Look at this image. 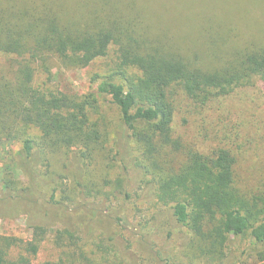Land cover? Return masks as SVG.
Returning <instances> with one entry per match:
<instances>
[{"label": "trees", "instance_id": "trees-1", "mask_svg": "<svg viewBox=\"0 0 264 264\" xmlns=\"http://www.w3.org/2000/svg\"><path fill=\"white\" fill-rule=\"evenodd\" d=\"M173 2L0 0V58L17 59L9 75H0V143L20 141L18 166L28 179L26 186L13 175L0 178V220L26 214L32 221L31 240L0 235V264H32L57 224L62 243L68 239L76 246L81 234L95 236L98 249L110 246L133 258L122 234L125 219L113 217L110 208L98 211L77 201L110 200L116 192L129 199L143 188L168 209L177 227L187 230L186 244L195 245L202 257L223 264L230 242L246 239L251 256L264 260V165L249 187L243 186L237 144L242 138L219 134L211 138L210 149L199 150L185 145L173 129L179 96L174 92L205 106L264 81V45H238L226 53L210 46V54H184L167 28L149 32L154 13ZM111 47L115 64L92 76V92L61 94L36 86V70L49 74L51 60L81 69L107 57ZM100 100L118 110L120 130L113 142L100 119L93 120ZM108 143L116 151L118 174L96 185L89 166ZM61 151L71 152L72 160L67 175L48 182V197L40 192L54 175L48 154ZM64 178L73 180L72 187L59 181Z\"/></svg>", "mask_w": 264, "mask_h": 264}, {"label": "rangeland", "instance_id": "rangeland-1", "mask_svg": "<svg viewBox=\"0 0 264 264\" xmlns=\"http://www.w3.org/2000/svg\"><path fill=\"white\" fill-rule=\"evenodd\" d=\"M169 1L175 2L169 4L163 12L154 13L149 22V32L156 35L167 28L173 36L171 39L184 54H210V46L226 53L238 45H264V0ZM213 40H218L217 46L212 45ZM115 50V47H111L107 57L81 69H65L58 61L51 60L49 74L41 69L36 70V86L61 94H88L94 90L92 76L105 74L114 66ZM16 64L15 58L1 57L0 75H9ZM174 94L179 95L173 124L175 136L181 138L188 147L199 150L210 149L213 146L211 138L218 137L219 134H225L231 139L242 138V141L237 142L241 151L239 179L243 186L249 187L259 166L264 165V81L259 79L253 86L239 88L230 97L205 106L197 105L180 92ZM99 107L100 114L94 116L93 120L100 119L99 124L109 131L113 142L114 132L120 130L118 110L101 100ZM105 147V150L95 153L89 166L91 179L93 178L96 185H102L105 176L116 179L118 174V162L113 160L116 151L109 143ZM20 148V141L14 138L0 143V178L13 175L27 186L28 179L23 175L17 161ZM70 153L61 151L48 154L51 164L49 169L54 175L43 183L40 192L51 196L48 182L67 175L66 165L72 160ZM42 169L45 170L46 167ZM59 181L67 187H72L74 183L71 178ZM108 191L111 189L105 187V192ZM132 193L129 199L116 192L114 196H110V200L104 196H88L85 200L80 197L77 203H85L88 208L98 211L110 208L113 217L120 216L125 219L122 223L125 231L122 234L126 237V245L133 250V258H126L120 249L110 246L105 250L98 249L100 240L95 236L91 239L92 237L81 234L82 240H75L76 246H72L75 244H70L68 239L62 243L57 240L56 232L62 226L57 224L50 228L41 242L37 255L32 257V264H86V258L104 264H222L217 258L212 259V256L202 257L201 251L195 245L186 244L187 230L175 225L168 209L156 202L149 189H138ZM58 198L60 199L59 196ZM31 223L26 214L13 219H2L0 235L31 240ZM227 252L228 259L223 264H264V260L251 256L246 239L232 240ZM19 253L20 250H17L12 256L15 258Z\"/></svg>", "mask_w": 264, "mask_h": 264}]
</instances>
